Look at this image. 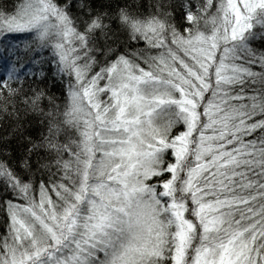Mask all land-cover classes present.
<instances>
[{"label": "snow or ice", "instance_id": "snow-or-ice-1", "mask_svg": "<svg viewBox=\"0 0 264 264\" xmlns=\"http://www.w3.org/2000/svg\"><path fill=\"white\" fill-rule=\"evenodd\" d=\"M0 61V264H264V0H21Z\"/></svg>", "mask_w": 264, "mask_h": 264}, {"label": "trees", "instance_id": "trees-1", "mask_svg": "<svg viewBox=\"0 0 264 264\" xmlns=\"http://www.w3.org/2000/svg\"><path fill=\"white\" fill-rule=\"evenodd\" d=\"M21 2V0H0V11H14L15 7ZM113 3L116 0H112ZM120 2H124V0H120ZM143 4L147 5L149 0H139ZM47 55V52L44 53ZM0 63H3L0 61ZM25 90H27V85L25 86ZM52 93L56 96L60 95V87L59 85L56 88L52 89ZM47 100H45V104ZM19 106V103L18 105ZM11 107V106H10ZM21 119H24V113H20ZM20 123V121L13 120L11 117L0 113V143H3L5 140L7 143L16 147L19 140V132L16 130V126ZM25 135H33L36 136L39 134L40 129L35 126V124L31 127L28 126L27 122L25 121L24 124ZM3 197V189L0 188V200L4 199ZM6 214L3 211H0V234L3 233L4 224H5Z\"/></svg>", "mask_w": 264, "mask_h": 264}]
</instances>
